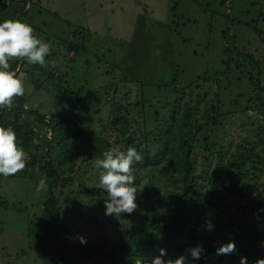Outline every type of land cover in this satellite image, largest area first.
Masks as SVG:
<instances>
[{
  "label": "rangeland",
  "instance_id": "374dc122",
  "mask_svg": "<svg viewBox=\"0 0 264 264\" xmlns=\"http://www.w3.org/2000/svg\"><path fill=\"white\" fill-rule=\"evenodd\" d=\"M19 4L21 9L23 2ZM20 9L11 6L7 12L2 10L0 17L15 14L14 19L23 18L35 29L34 35L51 48L45 66L34 70L27 63L24 70L28 69V74L22 68L15 71L25 85L24 122L36 132V143L43 145L44 137L53 138L52 128L39 123L37 112L46 119L57 113L69 120L71 144L76 141L81 152L89 139L95 145L93 157L87 160L81 154L77 166L67 173L73 178L62 195L61 219L67 229L99 244L103 237L115 242V230L124 229L117 223L131 227L140 220L143 203L148 205L151 218L168 221L177 216L180 208L176 201L184 181L166 164L133 165L138 173L135 186L143 190L137 193L138 207L131 215H105L97 196L85 191L99 186L102 169L96 167V161L103 158V152L126 151L125 138L118 128L111 127L115 103L121 104L132 131L140 128L150 132L156 122L152 112L169 114L170 104L178 99L183 105L191 95V90L184 87L202 80L199 77L206 73L210 82L205 86L201 83L202 88L193 89L192 95L197 97L206 89L210 94L219 91L223 115L207 126L196 147L195 175L200 183L188 226L203 229L202 221L208 214L219 223L227 222L231 213L245 203L246 197L226 195L220 207L212 210L206 191L221 182V177L216 182L211 180L217 164L235 168L236 164L230 165L229 161L242 147L258 145L264 158V106L249 79L251 70L235 64L243 65V58H237L239 51L252 54L260 62L262 74L256 71V75L264 87V0H33L26 5L25 17ZM232 44V51L226 53L224 49ZM73 46L81 49L76 57L68 50ZM50 69L64 76L61 89L44 74ZM261 96L264 101V91ZM55 130L60 133V126ZM205 137L209 139L208 149L203 146ZM24 150L27 167L12 177L0 175V264H58L54 251L46 248V236L38 231L49 198V181L37 165L31 164L29 153L35 150ZM255 173L245 177L243 191L264 202V164ZM41 178H46L47 190L37 194ZM149 193L145 202L144 196ZM169 256L176 257L174 252ZM143 257L151 264L155 255ZM77 264L87 262L79 258Z\"/></svg>",
  "mask_w": 264,
  "mask_h": 264
},
{
  "label": "trees",
  "instance_id": "16d2710c",
  "mask_svg": "<svg viewBox=\"0 0 264 264\" xmlns=\"http://www.w3.org/2000/svg\"><path fill=\"white\" fill-rule=\"evenodd\" d=\"M33 0H0V13L8 11L9 7L14 6L20 9L22 3L21 14L25 17L27 14L26 5ZM29 9V8H28ZM15 14L11 17H0V22L4 20H15ZM22 18V16H21ZM23 21V18H22ZM233 21V20H231ZM239 22V21H238ZM254 32L260 35L257 28H251ZM80 29L75 31L79 32ZM232 45H227L225 52L232 51ZM69 51L74 52L75 57L80 54V47L73 46ZM54 54L53 51V56ZM240 56L243 58V65L236 62V67H248L250 69L249 79L253 84V90L257 89V99L264 106L261 93L264 87L260 86V81L257 79L256 71H259L260 62L254 58L252 54H246V51L237 53L238 60ZM10 69L16 71L20 66L22 70L28 74V69L24 70V66L28 63L20 61L16 58L10 59ZM231 62V60H229ZM256 65V67H254ZM34 70L40 65L31 64ZM253 65V67H252ZM230 68V65L227 67ZM43 72V69L40 68ZM260 75L261 71L258 72ZM48 75L57 89L62 83V74H56L51 69L44 72ZM221 76V75H220ZM202 80L185 86L191 90V95L185 103L181 105L180 99L175 100L170 104L169 114L159 115V111H153L156 122L153 128L149 131H142L140 128L131 130V123L123 115L121 104L115 103L112 110L114 118L112 119L111 127L118 128L122 138H125L126 150L129 146L134 147L143 157V163L147 166H159L161 164L169 165L172 170L179 173L183 177L184 188L178 195L176 205L180 208L177 216L168 221H162L157 217L151 218L149 215L148 205L143 203V214L140 220L136 221L128 227L126 224L117 223L123 227L118 231V236L111 242L107 237L99 240V244L87 238V244L82 245L78 239V233L66 228L61 216L62 211V195L72 183V177L67 176V173L77 166V159L81 154L87 156V160L93 157V145L89 139L86 149L81 152L78 143L75 141L72 144L69 141L67 132L71 129L68 125L69 120L65 116L52 113L50 119H46V115L37 112V120L45 127H51L53 138L44 142L36 143L33 127L29 128L28 122H24L22 111L24 109V100L22 97H16L14 106L11 110L7 108L0 110V125L11 126L17 134V142L23 149H33L35 152L29 153L31 164L37 165L38 170L43 172L48 179L49 195L44 203L43 216L38 221V231L46 236L45 245L49 250L54 251V258L58 264H77L78 259L87 262V264H102L101 260H107L110 264H135L137 256L145 254L158 255L159 249L167 250L168 255L174 252L175 256L184 253L185 249L195 247L200 244L204 248V253L199 260L193 261L192 264H239L240 258L247 257L249 264H252L257 258H264V202L253 198L252 193L243 191V180L246 176L260 170L264 164V158L258 151V145L245 146L234 153L233 159L229 161L232 166L223 168L219 163L213 170L211 176L212 181L220 180L216 187L209 188L206 201L212 210L220 207V203L225 200L226 195L234 196L236 194L246 197L244 204L231 213L227 222L219 223L212 214H208L207 219H203V229L196 230L188 226L191 220L194 199L198 193L199 176L195 175L196 163L194 154L197 144L201 142V137L207 126L213 124L218 116H222L220 92L216 91L210 94L208 89L204 93H199L195 97L192 95V90L202 88V84L209 83L210 77L206 73L202 75ZM64 80V79H63ZM176 79H174V83ZM180 96L178 98L181 97ZM24 98V96H23ZM94 100V96L91 97ZM182 99L184 97L182 96ZM144 106L145 103H142ZM165 106H168L165 104ZM164 108V107H163ZM31 112V111H29ZM33 112H36L34 110ZM56 119V121H55ZM60 119V121L58 120ZM60 126V133H57L55 128ZM55 127V128H54ZM54 131V132H53ZM81 134L83 132L79 131ZM137 134V135H136ZM205 141L203 145L208 149V137L202 138ZM105 140V138H104ZM109 146V143L108 145ZM210 150V149H209ZM220 155H222L220 153ZM205 159H208L205 157ZM28 163V162H27ZM138 164V163H137ZM134 164V168L136 165ZM140 164V163H139ZM135 184H137L138 173ZM59 189V192L56 190ZM87 194L97 196L100 208H105V197L107 193L100 186H91L85 191ZM151 195L145 194L144 201H148ZM214 198L216 200H214ZM4 203V202H3ZM209 221V222H208ZM129 228H131L129 230ZM87 231H81L86 233ZM234 241L236 253L227 255H217L216 249L223 243ZM53 258V262H55ZM167 257H165L166 259ZM191 259V258H189Z\"/></svg>",
  "mask_w": 264,
  "mask_h": 264
},
{
  "label": "clouds",
  "instance_id": "9594fccd",
  "mask_svg": "<svg viewBox=\"0 0 264 264\" xmlns=\"http://www.w3.org/2000/svg\"><path fill=\"white\" fill-rule=\"evenodd\" d=\"M34 32L35 29L31 25L20 19L0 22V110H11L15 98L22 97L25 93L23 80L17 72L9 70V60H26L29 64H38L41 67L46 64V57L51 52L50 45L34 35ZM102 157L96 161V167L102 169L99 174V186L107 193L104 201L105 215H131L138 207L137 193L143 190L135 186L133 165L142 163L143 157L131 146L126 151L107 150L103 152ZM27 162V154L18 144L14 129L0 125V175L15 176L27 167ZM46 190V178H41L36 186V193ZM78 239L82 245L87 244L85 237L78 236ZM204 251L203 246L198 244L173 258L168 255L166 249L160 248L159 254L152 258L151 264H192L201 258ZM236 251L234 241L223 243L216 249L217 255L234 254ZM135 264H147V261L139 256ZM239 264H249L247 257L242 256ZM252 264H264V258H257Z\"/></svg>",
  "mask_w": 264,
  "mask_h": 264
},
{
  "label": "water",
  "instance_id": "95a60500",
  "mask_svg": "<svg viewBox=\"0 0 264 264\" xmlns=\"http://www.w3.org/2000/svg\"><path fill=\"white\" fill-rule=\"evenodd\" d=\"M19 68H20V66H19Z\"/></svg>",
  "mask_w": 264,
  "mask_h": 264
},
{
  "label": "crops",
  "instance_id": "0c3cea01",
  "mask_svg": "<svg viewBox=\"0 0 264 264\" xmlns=\"http://www.w3.org/2000/svg\"><path fill=\"white\" fill-rule=\"evenodd\" d=\"M13 71V70H12Z\"/></svg>",
  "mask_w": 264,
  "mask_h": 264
}]
</instances>
